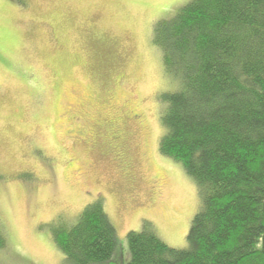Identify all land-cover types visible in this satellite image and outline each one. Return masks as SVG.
Listing matches in <instances>:
<instances>
[{
  "label": "rangeland",
  "instance_id": "1",
  "mask_svg": "<svg viewBox=\"0 0 264 264\" xmlns=\"http://www.w3.org/2000/svg\"><path fill=\"white\" fill-rule=\"evenodd\" d=\"M191 0H0V264H61L50 235L97 199L126 234L152 224L182 249L199 198L159 152L177 90L154 25Z\"/></svg>",
  "mask_w": 264,
  "mask_h": 264
},
{
  "label": "trees",
  "instance_id": "2",
  "mask_svg": "<svg viewBox=\"0 0 264 264\" xmlns=\"http://www.w3.org/2000/svg\"><path fill=\"white\" fill-rule=\"evenodd\" d=\"M152 42L177 87L159 97V152L193 180L199 206L182 249L148 221L128 232L127 264H264V0H191ZM50 235L61 264H107L119 243L99 199Z\"/></svg>",
  "mask_w": 264,
  "mask_h": 264
}]
</instances>
